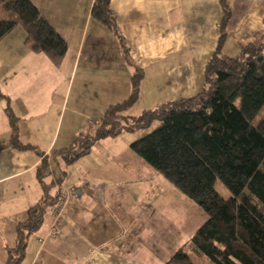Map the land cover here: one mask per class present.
<instances>
[{"label":"crops","instance_id":"crops-1","mask_svg":"<svg viewBox=\"0 0 264 264\" xmlns=\"http://www.w3.org/2000/svg\"><path fill=\"white\" fill-rule=\"evenodd\" d=\"M33 1L66 38L68 51L55 64L30 48L22 26L0 41V264L17 244L18 225L44 194L37 178L44 160L48 193L58 198L29 235L23 264H157L175 188L164 204L168 180L131 148L150 131L100 139L70 164L61 152L129 97L138 68L144 71L140 95L128 110L144 98V108H155L199 94L222 35V1L111 0L114 30L92 16L95 0H79L74 31L66 17L73 8ZM226 4L222 52L234 57L249 44L264 43V0ZM8 110L17 118L19 142L36 149L13 145ZM70 186L82 194H64Z\"/></svg>","mask_w":264,"mask_h":264},{"label":"trees","instance_id":"trees-1","mask_svg":"<svg viewBox=\"0 0 264 264\" xmlns=\"http://www.w3.org/2000/svg\"><path fill=\"white\" fill-rule=\"evenodd\" d=\"M110 1L95 0L92 16L117 30ZM221 1L225 12L222 35L207 63L206 84L199 94L128 115L126 111L138 101L144 77L138 68L129 97L111 105L99 122L61 153L70 164L88 154L100 139L148 129L159 122L131 148L205 212V222L186 245L210 264H264V43L249 44L238 56L224 54L221 47L230 13L226 0ZM18 26L25 29L32 50L61 63L68 41L34 1L0 0V41ZM262 111L261 122L256 124ZM8 113L13 145L36 149L19 142L17 118ZM48 170L44 160L37 169L44 194L18 225L17 244L9 250L5 264H23L29 235L40 227L58 198L48 193L44 180ZM218 180L229 189L230 197L216 189ZM164 264L196 263L182 247Z\"/></svg>","mask_w":264,"mask_h":264},{"label":"rangeland","instance_id":"rangeland-1","mask_svg":"<svg viewBox=\"0 0 264 264\" xmlns=\"http://www.w3.org/2000/svg\"><path fill=\"white\" fill-rule=\"evenodd\" d=\"M78 1L79 0H77L76 2H74V0H55V2H57L56 4H59L57 6H60L61 10H66L67 7H70L71 9L73 8L72 11H68V14L65 13V15L67 14V19H70L72 31H74V14H79L81 12L79 11L80 9L77 10V7L74 10V3L77 6ZM71 2H73V5L71 4ZM86 2V0H83V4H86ZM20 29L22 30L21 27H18V30ZM232 53L233 55H236L235 53L237 52ZM145 93L147 94V92ZM142 102L143 104H139L135 108L133 107L131 110H128V113L140 115L144 110L151 109L144 108L147 105L146 98H144ZM262 117L263 111L257 116L255 123L257 124L259 121L261 122ZM158 123L159 122H154V124L150 128L140 130H149L151 132L159 125ZM49 180H51V178L48 179V182ZM168 182L164 187L166 189H164L165 195L167 193L164 199V204L167 199H169L171 202V196L174 195L173 203H175V207L173 210H170L171 208L169 209L170 211H168V216L165 219V223H167L165 226L166 240L164 246L160 247L159 252L157 254V264H164L174 254L175 251L182 247H184L185 251L189 253V255L192 257L196 264H210L204 257L197 256L192 251L191 246L186 245V242L191 238L194 232L203 223L204 219L207 218L205 212L196 203H194L186 195L180 192L171 182ZM171 186L175 188L174 194ZM215 187L223 197L228 198L231 196V192L221 181L218 180L215 184ZM55 189L56 188H54L53 190L51 189V191H55ZM157 204L158 205L154 203L155 207L160 210L159 205L161 203H159L158 200Z\"/></svg>","mask_w":264,"mask_h":264},{"label":"built area","instance_id":"built-area-1","mask_svg":"<svg viewBox=\"0 0 264 264\" xmlns=\"http://www.w3.org/2000/svg\"><path fill=\"white\" fill-rule=\"evenodd\" d=\"M64 194H70L71 196L78 198L81 194H82V189L79 186H70L68 188H65L64 190ZM64 198L65 196L62 197V199L60 200V202L57 204V207L54 209V211H58L61 209V207L64 204Z\"/></svg>","mask_w":264,"mask_h":264}]
</instances>
